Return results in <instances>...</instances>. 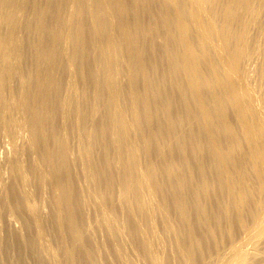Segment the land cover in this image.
Masks as SVG:
<instances>
[{
	"label": "bare ground",
	"instance_id": "1",
	"mask_svg": "<svg viewBox=\"0 0 264 264\" xmlns=\"http://www.w3.org/2000/svg\"><path fill=\"white\" fill-rule=\"evenodd\" d=\"M1 172L0 264H264V0H0Z\"/></svg>",
	"mask_w": 264,
	"mask_h": 264
},
{
	"label": "rangeland",
	"instance_id": "2",
	"mask_svg": "<svg viewBox=\"0 0 264 264\" xmlns=\"http://www.w3.org/2000/svg\"><path fill=\"white\" fill-rule=\"evenodd\" d=\"M1 34H3V32H2ZM7 108H8V109H7ZM6 110L9 111V112H11L10 115H9V112L6 111V113H7V117H9V116L11 117V118L9 117L10 120H9V119H8V120H9L10 123L12 124L14 121L12 122L11 119H12V120L15 119V116H14L15 113L13 112V109H12L11 107H9V105L6 106ZM12 112H13V114H12ZM11 115H12L13 117H12ZM13 118H14V119H13ZM12 127H13V126H12ZM15 128H16V126H15V124H14V128H13V130H15V133H16V135L18 136V134H17L18 130H17V128H16V129H15ZM15 133H14V137H15ZM17 136H16V137H17ZM16 137H15V138H16ZM17 138H18V137H17ZM17 138H16V139H17ZM0 174H1V175H4L3 172H1Z\"/></svg>",
	"mask_w": 264,
	"mask_h": 264
}]
</instances>
